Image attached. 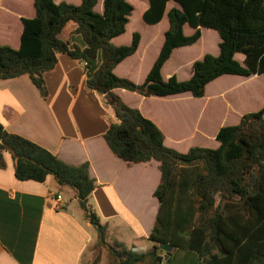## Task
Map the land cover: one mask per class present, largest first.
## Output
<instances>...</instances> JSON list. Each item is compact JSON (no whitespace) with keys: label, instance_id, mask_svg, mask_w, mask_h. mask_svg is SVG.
<instances>
[{"label":"trees","instance_id":"trees-1","mask_svg":"<svg viewBox=\"0 0 264 264\" xmlns=\"http://www.w3.org/2000/svg\"><path fill=\"white\" fill-rule=\"evenodd\" d=\"M32 5L33 15L20 18L18 47L0 44V79L26 74L45 98L43 74L55 66L58 54L83 61L85 68L95 66L85 85L103 96L116 118L102 134L106 145L126 163L158 162L159 180L152 191L158 204L146 237L151 246L134 251L116 240L105 242V225L89 203L96 183L87 161L67 163L0 123V167L7 151L16 180L43 182L50 175L58 186L72 189L84 219L100 230L97 241L108 252V264H161L175 248L194 251L205 264H264V104L242 113L233 124L220 125L215 147L191 145L179 152L164 143L165 135L154 121L114 91L201 98L220 76L264 75V0H147L142 21L159 25L166 17L167 25L141 82L113 71L136 52L141 38L133 31L128 44L112 41L128 26L130 2L33 0ZM68 23L73 25L69 34L79 35L83 47L61 38ZM202 29L216 32L217 52L203 50L195 56L186 79L175 73L164 78L162 67L172 51L193 45ZM97 261L95 257L89 264Z\"/></svg>","mask_w":264,"mask_h":264},{"label":"crops","instance_id":"crops-1","mask_svg":"<svg viewBox=\"0 0 264 264\" xmlns=\"http://www.w3.org/2000/svg\"><path fill=\"white\" fill-rule=\"evenodd\" d=\"M32 2L0 0V44L18 47L22 29L20 18L33 15ZM169 3L167 7L171 5ZM69 30L62 38L83 47L82 38L69 34ZM140 41L136 52L113 70L117 75L135 82L143 80L153 61L141 71L138 64L135 65V57L140 48L143 50ZM94 67L85 68L83 61L58 54L55 66L43 74L45 98L26 74L0 79V123L6 131L41 145L67 163L87 161L89 173L96 183L89 203L99 222L105 225V233L109 235L113 229L110 221L115 218L124 220L127 227L124 233L132 235L128 248L145 250L151 246L146 237L158 203L156 201L155 205L149 197L148 207L152 205L154 208L146 211L137 203L134 191L138 187V193L146 189L148 195H152L159 180L158 162L151 159L126 163L110 151L102 134L116 118L111 107L104 103L103 96L85 85L86 75ZM224 89L218 93L219 101L215 102L214 108L224 100H232V96L223 93ZM114 91L126 104L138 108L162 130L159 109L144 111L143 105L147 100L161 102L165 97H143L120 88ZM234 95L233 103L237 105V96ZM191 116L190 120L196 117L199 126L203 114L195 111ZM218 127H215L214 133ZM197 134L204 137L202 133ZM164 135V143L171 146ZM3 160L4 165L0 167V264H89L92 257L87 249L97 237L88 230L92 225L84 219L72 189L58 186L50 175L43 182L18 181L7 151L3 152ZM57 194L61 196L57 205L60 208L54 201ZM119 237L115 239L122 244V236ZM161 264L205 263L194 251L175 248Z\"/></svg>","mask_w":264,"mask_h":264},{"label":"rangeland","instance_id":"rangeland-1","mask_svg":"<svg viewBox=\"0 0 264 264\" xmlns=\"http://www.w3.org/2000/svg\"><path fill=\"white\" fill-rule=\"evenodd\" d=\"M65 1L76 4L80 0ZM127 1L132 4L133 11L129 16L128 27H126L122 35L114 40V43L128 44L131 39V33L133 31L140 32V42L143 50L140 48L139 54L135 57L136 60L134 62L135 65L138 64L139 71H141L155 58L163 38V30L167 25V19L164 17L159 25H147L141 19V8L147 3V0ZM71 27H73L72 23L66 25L60 34L61 38L67 35ZM189 32L191 30L185 29V33ZM217 41L218 36L215 31L202 29L201 37L193 45L176 48L172 51L170 58L162 68V76L165 78L169 74L175 73L179 79H186L190 72V66L188 64H191L195 56L199 58L203 50L212 54L216 53ZM236 57L240 58L237 55ZM189 60L190 63H188ZM132 81L135 82L134 80ZM223 89V93L226 92L229 96H232V100H228L229 102L224 100L220 106L214 108L215 102L219 101L217 95ZM233 93L237 96V105L233 103L235 100ZM162 99L165 100L161 102H150L147 100L143 105V110L154 111L156 108L159 109L162 114L160 125L166 134L167 144L179 152H185L187 150V144H189L188 146L198 145L211 148L217 145L214 140V129L216 126L233 124L237 122L236 118L238 115L255 110L264 104V75H253L250 77L223 75L206 86L205 93L201 98H193L188 93H183L170 95ZM195 111L196 113L200 112L203 114V119L199 121V126L196 117L193 118L195 120H190L192 118L191 114ZM195 127L198 128V132H195ZM197 133H202L204 137H201ZM174 138L179 139L175 140ZM138 192L139 189L137 187L134 191L137 203L141 207H144V210H149L150 212L154 207L152 205L148 207V201L150 202L149 197L155 205L156 199L151 194L148 195L146 189L142 193ZM110 226L113 229L109 231V235H105V242L114 244L115 238L122 236V245L128 248V242L129 240L131 242L132 235L124 233L127 229L125 221L115 218L114 221H110ZM88 230H90L91 235L97 237L99 233L97 229L90 226ZM118 242L120 243V241ZM138 249L143 250L142 248ZM87 251L91 252L92 259L97 257V260L100 261L99 264H108V252L97 241V238L88 247Z\"/></svg>","mask_w":264,"mask_h":264},{"label":"built area","instance_id":"built-area-1","mask_svg":"<svg viewBox=\"0 0 264 264\" xmlns=\"http://www.w3.org/2000/svg\"><path fill=\"white\" fill-rule=\"evenodd\" d=\"M83 63H84V62H83ZM84 64H85V63H84ZM60 200H61V196H60V194H57V195L55 196V198H54V201H55L56 207H57V205H59ZM57 208H60V207H57ZM131 249L134 250V251H143V250H140V249H138V248H136V247H132Z\"/></svg>","mask_w":264,"mask_h":264},{"label":"water","instance_id":"water-1","mask_svg":"<svg viewBox=\"0 0 264 264\" xmlns=\"http://www.w3.org/2000/svg\"><path fill=\"white\" fill-rule=\"evenodd\" d=\"M0 147H2V145H1ZM91 225H92L93 227H95V229H97V231H98V232L100 231L98 228H96V226H95V223H94V222H93V223H91Z\"/></svg>","mask_w":264,"mask_h":264}]
</instances>
